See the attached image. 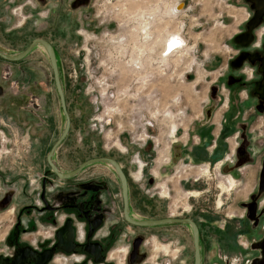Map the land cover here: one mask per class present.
Returning <instances> with one entry per match:
<instances>
[{"label": "rangeland", "instance_id": "obj_1", "mask_svg": "<svg viewBox=\"0 0 264 264\" xmlns=\"http://www.w3.org/2000/svg\"><path fill=\"white\" fill-rule=\"evenodd\" d=\"M73 2L0 0V14L7 19L0 20V52L13 56L25 50L33 40L42 39L52 45L58 64L60 61L63 64L64 79L60 71L59 75L71 121L67 139L68 143H78L72 150L62 152L58 159L63 171L73 170L88 159L106 157L122 164L126 175L135 172L129 163L137 162L135 178L138 180L142 163L133 151L127 158L121 155L115 148L117 140L138 145L151 143L162 155L167 138L175 128L181 126L185 118L192 121L197 114L195 108L199 99L195 92L201 85L195 84L198 75L195 67L202 51L212 50L214 46L215 51L221 53L222 47L227 45L236 54L235 38L229 37L236 31H244L251 14L240 0H79V7H73ZM33 3L38 4L33 13L47 15L35 31L30 30L27 19V10ZM177 6L180 9L175 10ZM18 7L22 8L21 14L13 15ZM259 34L260 31H256L257 37ZM174 35L181 39L174 43L180 47L173 54L164 55V42ZM234 57H230V63ZM21 61L12 63L0 59V69L4 72L0 78L3 93V96L0 94V143H7V151L14 143L15 152L19 154L24 150L32 157L43 156L47 153L46 131L53 129V123L55 128L56 119L57 131L62 129L64 117L57 94L53 95L52 103H47L39 112L43 122L23 111L29 94L36 95L25 86L17 85L20 77V81L17 76L11 77L13 67ZM14 111L19 115V123H14ZM255 117L254 134L264 135V115ZM40 122L42 125L36 126ZM29 123L30 137L26 128ZM137 152L139 158H144L143 151L138 149ZM145 163L150 165V162ZM263 163L264 151L257 162L260 171ZM96 165L89 172L106 168V165ZM223 167L176 163L170 172L149 185H146L144 172L145 177L140 181L144 184L141 186L144 194L139 193L140 182L127 176L135 207L131 215L138 220L163 219L170 215L171 218H189L196 225L251 221L247 218L246 206L251 203L258 206L264 199V191L258 187L260 171L258 178L251 181V192L252 188L254 190L249 195L246 181L237 180ZM107 178L116 182L113 174ZM263 206L257 207V213ZM258 217L263 218L264 212ZM11 219L9 209L0 212V245ZM125 228L143 238V233L153 231L129 225ZM241 236L237 234L235 238ZM129 240V237L125 241L121 237L110 251L112 257L122 259ZM165 246L166 251H162ZM165 246L151 240L143 249L147 252V262L160 264L158 254L169 253Z\"/></svg>", "mask_w": 264, "mask_h": 264}, {"label": "crops", "instance_id": "obj_2", "mask_svg": "<svg viewBox=\"0 0 264 264\" xmlns=\"http://www.w3.org/2000/svg\"><path fill=\"white\" fill-rule=\"evenodd\" d=\"M37 7L38 4L33 3L27 10V19L30 20L28 24L31 25V31H35L43 23L42 20H45V16L47 17L46 14L33 13ZM0 20L7 19L0 14ZM238 33L236 31L229 38H235ZM36 48L21 63L14 66L10 73L11 77L12 75L17 76V79L20 77L21 81L18 79L20 82H17V85L25 86L30 93H35L41 109L35 114H29L35 116L34 119L37 121L43 122L39 112L47 103H52L56 91L48 58L41 47ZM222 50L224 49L222 48ZM212 52L215 53L211 55ZM57 59L59 61L58 56ZM230 60L229 55L224 51H221V53L219 50L215 51L214 46L212 50L205 49L202 51L201 59L195 67L198 74L195 84L201 85L200 90L195 92L196 98L199 99L198 106L195 108L197 114L192 121L189 117L185 118L184 123L175 128L172 135L167 138L165 151L162 155L158 154L151 143H139L138 145L131 141L121 143L120 139L117 140L118 147L115 146V148L121 155L127 158L133 151V154L137 156L138 161L143 165L140 179L137 180L135 178L138 174L137 162L132 161L129 163L131 169L135 170V172L127 173L130 179L140 182L146 175V185H149L155 183L157 178L170 172L171 166L176 163H200L208 166L222 165L224 166L223 169L230 171L231 175L237 180L246 181L245 189L248 188L249 190L252 187V182L255 177L258 178L260 171V167L257 168V162L261 152L264 151V135H255L253 125L256 120L255 115H264V102L258 101L250 94L248 86L252 78L251 67L243 66L239 70H233L230 68ZM58 61V69L61 78L64 79V66L61 61L58 64ZM77 70L79 69L77 68ZM3 75L4 72L0 69V78H3ZM23 111L27 110L23 109ZM54 117L57 118L56 115ZM13 118L14 123H19V115L15 111ZM54 124L52 125L53 129H49V132L45 129L47 132L44 143L47 152L45 155L48 154L63 130L62 128L57 131V128H59L57 119L55 128ZM41 125L40 122L36 126ZM26 128L30 137L32 135L31 124L26 125ZM68 137L54 153L57 162L62 152L72 150L78 144L68 143ZM138 149L145 153L143 157H146V159L139 158ZM145 162H150V165L147 166ZM102 165L105 166L106 164ZM119 165L124 169L122 164L119 163ZM93 166L97 165L86 167L78 176V180L85 179L87 175H89L88 177L97 175L107 177L109 174H113L108 165H106V168L103 167V170L93 169L89 172ZM147 167H149V170L145 171ZM142 185L144 186L140 182L138 189L139 193L144 194L141 190L144 189L141 187ZM253 190L254 188L251 192L250 189L249 195L253 194ZM112 197L115 199L116 196L113 194ZM128 201L130 210L134 211L135 207L130 190L128 191ZM263 205L264 199L259 202L258 206ZM168 217L171 216L168 215ZM157 219L159 217L155 219L144 218L142 220ZM197 227L200 236L201 264H264V222L244 220L238 224L228 220L223 224L217 222L197 223ZM151 229L153 230L152 233H143L145 236L144 246L154 240L158 246L167 245L169 248L168 255L162 252L158 254L157 259L159 258L160 264H193L192 236L188 226L165 225ZM237 234L242 236L236 239ZM140 264L149 263L146 259Z\"/></svg>", "mask_w": 264, "mask_h": 264}, {"label": "flooded vegetation", "instance_id": "obj_3", "mask_svg": "<svg viewBox=\"0 0 264 264\" xmlns=\"http://www.w3.org/2000/svg\"><path fill=\"white\" fill-rule=\"evenodd\" d=\"M240 1L251 15L239 36L252 29L254 40L233 39V60L244 57L243 66L251 67L254 78L250 94L264 102V0ZM79 5L74 0L73 7ZM7 146L0 143V212L9 209L12 219L1 240L0 264H139L147 259L142 235L125 230L121 188L113 170L115 183L103 175L80 181L82 171L64 180L51 171L47 155L32 157L24 150L15 152L14 143L9 151ZM51 160L60 173L69 172L62 170L56 157ZM263 212L264 206L257 215ZM130 217L138 220L131 210ZM257 222H264V217ZM121 237L130 238L127 252L122 259L114 258L110 251Z\"/></svg>", "mask_w": 264, "mask_h": 264}, {"label": "water", "instance_id": "obj_4", "mask_svg": "<svg viewBox=\"0 0 264 264\" xmlns=\"http://www.w3.org/2000/svg\"><path fill=\"white\" fill-rule=\"evenodd\" d=\"M245 37L248 38L249 42L252 41V38H253L252 29H248L247 33L245 34L236 36L234 40L236 42L238 39L245 38ZM36 47H41L44 50L48 58L49 65H50L51 72H52L53 85H54V88H55V91L58 97L59 106H60L62 115L64 117L63 130L60 136L58 137L57 141L53 144V146L50 148L47 154V163L51 171L55 173L59 178L65 180V179L71 178L79 174L81 171H83L88 166L95 165V164L108 165L114 171L120 183L122 206H123V216H124L125 222L128 225L138 227V228H153V227H159V226H165V225H186L188 226L191 231V236H192L193 264H201L199 230L195 222L192 221L191 219L189 218L180 219V218L168 217V218L157 219V220H136L130 217V210H129V203H128L127 178L125 174L123 173L120 165L115 160L111 158H106V157L92 158V159H88L82 162L72 171H69L66 173H60L57 170L56 166L52 163L51 158H53L56 149L60 146V144L68 136L71 121H70V117H69V114L66 108L65 96H64L63 89H62V85H61L59 70L57 66L56 54H55L53 47L50 45V43H48L45 40L35 39L28 45V47L25 50H23L22 52L16 55L9 56V55H6L0 52V59L6 62H12V63L19 62L23 60L26 56H28L32 52V50ZM243 60H244V57L242 55L237 56L230 63L231 68L233 70L241 69L243 66ZM259 188H260V191H264V163L262 164V167H261ZM257 207L258 206L255 203H251L246 206L247 218L253 222L258 220L257 219L258 217ZM138 243L139 242L134 244L133 249L137 247ZM140 263H142V260L140 261Z\"/></svg>", "mask_w": 264, "mask_h": 264}, {"label": "built area", "instance_id": "obj_5", "mask_svg": "<svg viewBox=\"0 0 264 264\" xmlns=\"http://www.w3.org/2000/svg\"><path fill=\"white\" fill-rule=\"evenodd\" d=\"M21 7H18V8H15V10L12 12L13 15L14 14H18L20 15L21 14ZM180 46H175L174 44L170 47V43H168L166 45V52L165 54L167 55H171L173 54L175 51H177V49L179 48ZM224 49V51L231 57L233 55L232 53V49L227 46V45H224L222 47ZM30 102L27 103L26 105V110H28L29 112H32V113H36L39 109H40V106H39V101L38 99H36L35 97H33L31 94L29 96V99ZM205 169H200L201 172H203Z\"/></svg>", "mask_w": 264, "mask_h": 264}, {"label": "bare ground", "instance_id": "obj_6", "mask_svg": "<svg viewBox=\"0 0 264 264\" xmlns=\"http://www.w3.org/2000/svg\"><path fill=\"white\" fill-rule=\"evenodd\" d=\"M178 9H180V6H177L176 8H175V10H178ZM170 37V36H169ZM177 42H180V38H178V36H172V37H170L169 39H167L165 42H164V48H163V54L165 55V52H166V45L168 44V43H170V47L174 44V43H177ZM166 246L164 247V248H162L163 250L162 251H166ZM127 251H125V253H126ZM111 255V254H110ZM120 261H122L121 259H120ZM117 262V261H116Z\"/></svg>", "mask_w": 264, "mask_h": 264}]
</instances>
